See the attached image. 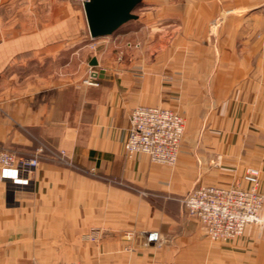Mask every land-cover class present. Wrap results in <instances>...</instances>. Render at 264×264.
Returning <instances> with one entry per match:
<instances>
[{
  "label": "crops",
  "instance_id": "0c3cea01",
  "mask_svg": "<svg viewBox=\"0 0 264 264\" xmlns=\"http://www.w3.org/2000/svg\"><path fill=\"white\" fill-rule=\"evenodd\" d=\"M85 1L0 0V146L69 162L43 154L27 184L0 180V264H61L81 244L100 247L88 260L132 246L129 264H264L263 226L212 243L181 203L248 165L264 181V0H140L132 28L96 39ZM136 105L185 119L175 166L125 156Z\"/></svg>",
  "mask_w": 264,
  "mask_h": 264
},
{
  "label": "built area",
  "instance_id": "2783aa9c",
  "mask_svg": "<svg viewBox=\"0 0 264 264\" xmlns=\"http://www.w3.org/2000/svg\"><path fill=\"white\" fill-rule=\"evenodd\" d=\"M184 128L185 119L171 109L136 105L130 113L124 142L125 156L132 158L144 154L153 164L173 167L177 163ZM43 154L69 164L62 152L52 151L43 144H39L31 158L17 157L10 149L0 148V180L27 184L28 175L37 167L39 156ZM181 203L186 214L196 218L207 237L214 242L234 240L242 235L247 225L264 227L261 215L263 195L256 167H246L241 180L226 186L199 185L181 198ZM145 240L146 243L161 242L156 231L148 232Z\"/></svg>",
  "mask_w": 264,
  "mask_h": 264
},
{
  "label": "water",
  "instance_id": "95a60500",
  "mask_svg": "<svg viewBox=\"0 0 264 264\" xmlns=\"http://www.w3.org/2000/svg\"><path fill=\"white\" fill-rule=\"evenodd\" d=\"M140 0H86L83 3L84 15L91 39L113 34L121 25L135 18L132 13ZM91 66H97L94 58ZM98 77L106 75L104 70L96 73Z\"/></svg>",
  "mask_w": 264,
  "mask_h": 264
},
{
  "label": "rangeland",
  "instance_id": "374dc122",
  "mask_svg": "<svg viewBox=\"0 0 264 264\" xmlns=\"http://www.w3.org/2000/svg\"><path fill=\"white\" fill-rule=\"evenodd\" d=\"M130 28H132V22L131 21H128L126 24H123V25H121L113 34L115 35V34H117V33H119V32H121V31H125V30H127V29H130ZM125 46L126 47H128V44H130L132 47L135 45V44H139L138 42H130V41H126L125 43ZM130 46V47H131ZM88 58H89V54L88 55H86V57H85V59H84V61H83V67H84V69L86 70L85 72H84V77H83V80H82V82L83 83H91V82H89L88 81V79L91 77V69L89 70V65H88ZM93 71V70H92ZM95 73H97V71H94ZM4 86H2V88H3ZM179 114V113H178ZM39 144H43V145H45L46 146V144H44L43 142H39L38 143V145H37V147L39 146ZM36 147V148H37ZM0 148H7V149H9L8 147H5V146H0ZM11 150V149H10ZM12 151V150H11ZM14 152V151H13ZM16 153V152H15ZM34 153H35V150H34ZM16 155H17V157H26V158H31V157H34V155L33 156H31V157H27V156H20V155H18L17 153H16ZM47 155V154H46ZM161 166V165H160ZM175 166V165H174ZM249 166H251V167H256V168H258L259 169V187H260V191H261V187H262V189H263V183H264V181H263V170H262V167L261 166H255V165H248V166H246V167H249ZM167 167V166H166ZM246 167H244V169L246 168ZM244 169H243V173H244ZM243 173H242V176H243ZM242 176L239 178V179H237L236 181H239V180H241V178H242ZM235 182V181H234ZM233 183V182H232ZM231 184V183H230ZM229 185V184H228ZM221 186H226V185H221ZM263 191V190H262ZM262 193V192H261ZM263 195V194H262ZM264 198V197H263ZM189 216V215H188ZM90 236V238H89V240L93 243V242H95L96 243V241H97V239H96V236L94 235V236H92V235H89ZM210 240V239H209ZM211 241V240H210ZM214 241H212V243H213ZM156 246H155V248L159 251V250H161L162 248H163V246L162 245H160V243L159 244H155ZM31 249H34L31 253L32 254H34V256H36L37 255V252H38V249H40V250H42V251H46V252H49V251H53L56 247H30ZM97 248H98V250H99V253H101L100 252V247H97V246H95V245H92V244H89V245H84V244H81V245H79L78 247H77V249H76V247H73V249H72V251L76 254V259H73L72 261H64V262H61V264L62 263H71V262H77V263H81V264H129L128 262L130 261V259H129V253L130 252H132L133 251V247L132 246H126V247H124L121 251L119 250L118 251V253L116 254V258H118V257H124V259H122L123 261L122 262H117V261H113V260H108V259H102V257L101 256H98V257H96V258H94L93 260H88L89 259V253L91 252V250L93 249V250H97ZM98 250H97V252H98ZM132 250V251H131ZM142 253L140 252V255H139V257L141 258V260H142ZM49 262H39V264H48ZM49 264H52V263H49ZM146 264H152L151 262H147Z\"/></svg>",
  "mask_w": 264,
  "mask_h": 264
},
{
  "label": "trees",
  "instance_id": "16d2710c",
  "mask_svg": "<svg viewBox=\"0 0 264 264\" xmlns=\"http://www.w3.org/2000/svg\"><path fill=\"white\" fill-rule=\"evenodd\" d=\"M126 23H127V22H126ZM126 23H125V24H126Z\"/></svg>",
  "mask_w": 264,
  "mask_h": 264
}]
</instances>
